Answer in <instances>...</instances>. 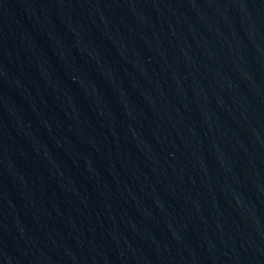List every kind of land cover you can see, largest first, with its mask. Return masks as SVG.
I'll list each match as a JSON object with an SVG mask.
<instances>
[{"label": "water", "instance_id": "95a60500", "mask_svg": "<svg viewBox=\"0 0 264 264\" xmlns=\"http://www.w3.org/2000/svg\"><path fill=\"white\" fill-rule=\"evenodd\" d=\"M0 264H264V0H0Z\"/></svg>", "mask_w": 264, "mask_h": 264}]
</instances>
